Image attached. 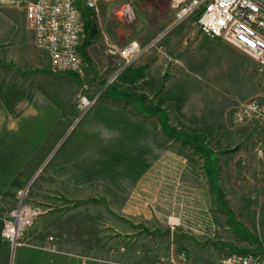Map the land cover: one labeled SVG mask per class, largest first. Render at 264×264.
Listing matches in <instances>:
<instances>
[{
	"label": "rangeland",
	"instance_id": "rangeland-1",
	"mask_svg": "<svg viewBox=\"0 0 264 264\" xmlns=\"http://www.w3.org/2000/svg\"><path fill=\"white\" fill-rule=\"evenodd\" d=\"M29 1L0 0V121L7 128L13 124L19 128L32 112L46 117L34 118L25 126L30 127L27 132L8 134L0 128V232L4 216L15 205L16 192L40 169L64 135L61 131L71 125L78 95L92 96L84 81L87 69L80 78L44 68L42 52L31 46L32 30L21 17ZM74 1L83 24L85 10L92 9L85 0ZM6 16L20 30L18 34L1 20ZM31 59L38 69L30 67ZM255 66V72L253 63L249 71H242L246 79L237 89L241 97L255 86L258 94L264 89V76ZM114 70L97 81L94 94L119 84L122 76L106 85ZM23 71L30 72L33 80L31 96L11 100L4 93L12 86L20 91L29 80L20 76ZM182 96L186 100L170 108L169 121L184 134L210 129L205 135L215 138L211 146L223 153L218 165L220 191L204 182V161L182 142L186 138L181 132L177 141L163 134L155 138L152 149H145L142 164L120 166L128 167L127 173L134 172L137 180L80 182L79 186L59 180L56 170L69 155L74 128L65 133L30 187V203L41 214L24 232L21 247L12 252L0 236V264H171V256L178 253L186 255L188 264H215L231 254H264V153L249 136L250 122L234 127L231 111L220 115V110L208 107L210 95L200 90ZM233 147L237 151H230ZM16 170L22 172L18 178L3 179ZM205 170L213 184L211 161ZM50 211L53 217L48 219Z\"/></svg>",
	"mask_w": 264,
	"mask_h": 264
},
{
	"label": "crops",
	"instance_id": "crops-1",
	"mask_svg": "<svg viewBox=\"0 0 264 264\" xmlns=\"http://www.w3.org/2000/svg\"><path fill=\"white\" fill-rule=\"evenodd\" d=\"M171 5L172 0H97L96 11L85 10L84 34L78 52L86 64L84 81L89 86L92 96L97 90V81L102 76L109 75L115 68V57L110 54L109 46L120 48L130 42L144 46L160 34L165 35L154 50L123 73L119 84L99 94L93 108L70 135L72 146L69 155L56 170L57 179L72 180L77 186L80 182L139 179L134 172L127 173L128 167L122 169L120 166L142 164L143 160L140 159L145 158V149L151 150L155 138H160L162 134L177 141L179 138L177 133L181 131L178 132V129L171 125L169 110L173 106L176 107L180 100H186V96L182 99L183 93L200 90L210 95L208 107L220 110V115L231 111L246 100L244 99L246 97L247 99L256 97L264 104V89L258 94L255 86L244 97L237 91L241 81L246 79L242 76V71L245 69L249 71L253 63L255 72L256 63L222 40L203 35L195 26L193 18L167 31L174 20ZM21 17L23 25L25 23L27 25L25 5ZM3 19L5 25H12L10 27L13 34L19 33L20 30L9 17L1 18ZM30 42L34 47L33 32ZM40 57L43 59L44 68H47L49 66L47 55L42 52ZM29 62L32 69L39 68L33 59ZM29 73L23 71L19 74L24 76L23 78H29L27 75ZM32 83L30 77L19 92L11 84L12 87L4 95L9 94L11 100H27V97L31 96ZM40 110H43L42 105ZM44 116L43 112L39 114L32 112L21 122L19 128L16 124L7 128L2 126L1 121L0 128L8 134L23 129L27 132L30 127L25 126L28 123L34 122V118ZM249 124V136L263 149V154L264 125L251 121ZM68 128L65 127L61 131L64 135H61L55 146L53 145L52 152L46 153L48 155L40 168L47 163L53 150L61 144ZM209 130L188 134L181 132L185 135L186 141L179 140L186 142L192 152L204 161V182L213 191L218 192L221 185L218 165L223 153L211 146L215 138L205 135ZM235 133L237 134V131ZM236 149L233 147L230 151L235 152ZM262 154L260 152L257 158ZM210 161L216 174L213 184L208 181L205 170ZM11 174L12 176L3 179L15 180L22 172L16 170ZM77 196L79 197L80 193H77ZM48 213H51L48 219L53 217L51 211ZM137 228L148 231L144 226ZM155 234L159 235V232H154Z\"/></svg>",
	"mask_w": 264,
	"mask_h": 264
},
{
	"label": "built area",
	"instance_id": "built-area-1",
	"mask_svg": "<svg viewBox=\"0 0 264 264\" xmlns=\"http://www.w3.org/2000/svg\"><path fill=\"white\" fill-rule=\"evenodd\" d=\"M97 0H85L88 8L96 11ZM174 20L167 31L186 20L194 19L198 30L210 38H218L256 63L264 76V0H172ZM25 17L34 36V47L44 52L50 69L72 72L84 76L86 64L78 48L83 39V24L74 0H32L25 3ZM165 33L148 44L140 46L130 42L123 47L109 46L115 57V70L106 85L154 50ZM86 90V87H83ZM81 92L77 97V113L68 130H73L95 105L98 96ZM264 125V104L255 98L248 99L231 110L234 127L247 122ZM67 130V131H68ZM41 169V168H40ZM16 192L14 207L4 216L0 236L14 249L21 247L24 232L41 214L30 203V187L39 173ZM48 240H53L49 238ZM171 264H188L184 253L171 256ZM84 264V263H82ZM215 264H264V254H231Z\"/></svg>",
	"mask_w": 264,
	"mask_h": 264
}]
</instances>
